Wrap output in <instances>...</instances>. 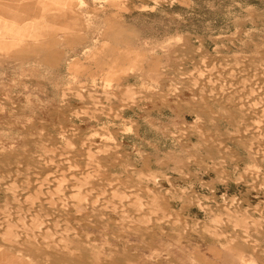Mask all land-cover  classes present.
<instances>
[{"label": "rangeland", "instance_id": "374dc122", "mask_svg": "<svg viewBox=\"0 0 264 264\" xmlns=\"http://www.w3.org/2000/svg\"><path fill=\"white\" fill-rule=\"evenodd\" d=\"M83 3L0 0V264H261L212 206L258 163L264 0Z\"/></svg>", "mask_w": 264, "mask_h": 264}, {"label": "built area", "instance_id": "2783aa9c", "mask_svg": "<svg viewBox=\"0 0 264 264\" xmlns=\"http://www.w3.org/2000/svg\"><path fill=\"white\" fill-rule=\"evenodd\" d=\"M252 133L256 140L255 144H253V151L254 154L257 152L258 163L239 168L233 167L228 170V176L236 179V181H232L236 192H224L216 196L212 210H216V213L221 210L229 213L243 210V207L250 208L254 214L262 219L261 223L264 224V125H254ZM262 227L264 230V225ZM253 230L254 227H250L246 231H243L242 237L251 244L253 243L252 240L256 239ZM252 234L254 235L253 239H251Z\"/></svg>", "mask_w": 264, "mask_h": 264}, {"label": "bare ground", "instance_id": "6f19581e", "mask_svg": "<svg viewBox=\"0 0 264 264\" xmlns=\"http://www.w3.org/2000/svg\"><path fill=\"white\" fill-rule=\"evenodd\" d=\"M106 1V0H105ZM3 2V1H2ZM199 66V65H198ZM228 72V71H227ZM248 75V74H247ZM236 76V75H235ZM259 77H262V76H260L259 75ZM264 78V77H263ZM251 79V78H250ZM259 79V78H258ZM257 79V80H258ZM254 80V79H253ZM260 81V80H259ZM262 81V80H261ZM145 87V86H144ZM138 90V89H137ZM148 90V89H147ZM139 91V90H138ZM108 92V91H107ZM264 94V93H263ZM101 95V94H100ZM122 95V94H121ZM121 98V97H120ZM124 98V97H123ZM135 98H137V97H135ZM108 99H110V98H108ZM129 99V98H128ZM107 100V99H106ZM124 100V99H123ZM94 101V100H93ZM130 101V100H129ZM132 101V100H131ZM246 101V100H245ZM206 102V101H205ZM243 103V102H242ZM261 104V103H260ZM135 105V104H134ZM261 106V105H260ZM93 107V106H92ZM121 107V106H120ZM262 107V106H261ZM114 109V108H113ZM116 109H117V107H116ZM88 110V109H87ZM83 111V110H82ZM119 111V110H118ZM117 111V112H118ZM264 110H262V112H263ZM72 112H74V111H72ZM86 112V111H85ZM84 112V113H85ZM90 112V111H89ZM120 112V111H119ZM258 112V111H257ZM256 113V112H255ZM52 115V114H51ZM86 115H88V114H86ZM92 115V114H91ZM94 116V115H93ZM113 116H115V114H113ZM257 123V122H256ZM264 124V123H263ZM185 126V125H184ZM54 128V127H53ZM99 132V131H98ZM102 133V132H101ZM252 133V132H251ZM95 134H96V132H95ZM93 135V134H92ZM174 135V134H173ZM241 135V134H240ZM62 137V136H61ZM91 137V136H90ZM89 137V138H90ZM97 137H99V136H97ZM102 137V136H101ZM103 137H105L104 135H103ZM107 137H110V136H107ZM32 138V137H31ZM88 138V137H87ZM92 138V137H91ZM93 138H95V137H93ZM99 140V139H98ZM103 140V139H102ZM106 141V140H105ZM51 142V141H50ZM67 142V141H66ZM75 143V142H74ZM54 145V144H53ZM71 145V144H70ZM86 145V144H85ZM104 145V144H103ZM253 145V144H252ZM57 146V145H56ZM55 147V146H54ZM81 147V146H80ZM103 147V146H102ZM109 147V146H108ZM253 147V146H252ZM81 148H83V147H81ZM107 148V147H106ZM105 148V149H106ZM68 149V148H67ZM71 149V148H70ZM84 149V148H83ZM91 149H93V148H91ZM118 149V148H117ZM25 150V149H24ZM64 150V149H63ZM90 150V149H89ZM94 150V149H93ZM83 151V150H82ZM61 152V151H60ZM81 152V151H80ZM92 152V151H91ZM63 153H64V151H63ZM62 153V154H63ZM84 153V152H83ZM93 153V152H92ZM101 153V152H100ZM106 153V152H105ZM61 154V155H62ZM89 154H91L90 152H89ZM96 155H98V154H96ZM33 156V155H32ZM80 156V155H79ZM121 156V155H120ZM88 157V156H87ZM19 158V157H18ZM257 158H258V156H257ZM40 159V158H39ZM256 159V158H255ZM58 160H60V159H58ZM88 161V160H87ZM106 161V160H105ZM90 162V161H89ZM98 162V161H97ZM258 162V161H257ZM48 163V162H47ZM60 163V162H59ZM29 164V163H28ZM39 164V163H38ZM73 164V163H72ZM95 165V164H94ZM21 166V165H20ZM74 166V165H73ZM97 166V165H96ZM43 167V166H42ZM95 167V166H94ZM46 169V168H45ZM48 169V168H47ZM47 169H46V171H47ZM63 169V168H62ZM96 169V168H95ZM105 169V168H104ZM74 171V170H73ZM84 171V170H83ZM94 171V170H93ZM142 171V170H141ZM87 172V171H86ZM37 173V172H36ZM52 173V172H51ZM80 173V172H79ZM95 173V172H94ZM16 174H17V172H16ZM73 174V173H72ZM77 174V173H76ZM82 174H83V172H82ZM87 174V173H86ZM90 174V173H89ZM39 175V174H38ZM55 175V174H54ZM84 176L83 177H85V174H83ZM95 175V174H94ZM47 176V175H46ZM72 176V175H71ZM78 176V175H77ZM65 177V176H64ZM95 177V176H94ZM34 178V177H33ZM71 178V177H70ZM154 178V177H153ZM21 179V178H20ZM168 179V178H167ZM30 180V179H29ZM41 180V179H40ZM39 179H38V181H40ZM57 180V179H56ZM73 180V179H72ZM24 181V180H23ZM43 181V180H42ZM19 182V181H18ZM73 183H74V181H72ZM77 182V181H76ZM75 182V183H76ZM86 182V181H85ZM4 183H6V182H4ZM40 183V182H39ZM71 183V182H70ZM72 183V184H73ZM74 183V184H75ZM16 184V183H15ZM77 184V183H76ZM155 184V183H154ZM80 185H81V183H80ZM112 185H114V184H112ZM8 186V185H7ZM41 186V185H40ZM61 186V185H60ZM72 186V185H71ZM77 186H79V184L77 185ZM159 186V185H158ZM157 186V187H158ZM59 187V185L57 186V188ZM74 188H72V189H75V185L73 186ZM53 188V187H52ZM100 188V187H99ZM28 189H29V187H28ZM105 189V188H104ZM149 189V188H148ZM172 189V188H171ZM174 189V188H173ZM47 190H48V188H47ZM55 190V189H54ZM71 191V190H70ZM73 191H76V190H73ZM73 191H71V193L73 192ZM78 191V190H77ZM41 192V191H40ZM90 192V191H89ZM109 192V191H108ZM107 192V193H108ZM23 193V192H22ZM73 193H75L76 194V192H73ZM73 193H72V195H73ZM80 193V192H79ZM145 193V192H144ZM30 194V193H29ZM28 194V195H29ZM152 194V193H151ZM36 195V194H35ZM61 195V194H60ZM72 195H70V196H72ZM132 195V194H131ZM166 195V194H165ZM40 196V195H39ZM80 196V195H79ZM30 197V196H29ZM113 197V196H112ZM27 198V197H26ZM37 198V197H36ZM52 198V197H51ZM125 198V197H124ZM138 198V197H137ZM150 198V197H149ZM165 198V197H164ZM24 199V198H23ZM32 199V198H31ZM38 199V198H37ZM49 199H50V197H49ZM61 199V198H60ZM62 199H64V198H62ZM73 199H74V197H73ZM86 199V198H85ZM69 200H70V198H69ZM97 200V199H96ZM117 200V199H116ZM55 201V200H54ZM54 201H52V202H54ZM58 201H59V199H58ZM79 201H81V200H79ZM126 201V200H125ZM141 201V200H140ZM147 201H148V199H147ZM163 201V200H162ZM214 201V200H213ZM46 202V201H45ZM50 202V201H49ZM60 202H61V200H60ZM59 202V203H60ZM70 202V201H69ZM72 202V201H71ZM145 202V201H144ZM28 203V202H27ZM48 203V202H47ZM73 203V202H72ZM97 203V202H96ZM105 203V202H104ZM5 204V203H4ZM9 204V203H8ZM49 204V203H48ZM101 204H102V202H101ZM131 204V203H130ZM148 204V203H147ZM154 204V203H153ZM191 204V203H190ZM11 205V204H10ZM44 205V204H43ZM70 205V204H69ZM73 205V204H72ZM134 205H135V203H134ZM151 205V204H150ZM22 206V205H21ZM78 206V205H77ZM123 206V205H122ZM79 207H80V205H79ZM85 207V206H84ZM11 208V207H10ZM21 208V207H20ZM67 208V207H66ZM71 208H74V207H71ZM75 208H77V207H75ZM86 208V207H85ZM125 208V207H124ZM140 208V207H139ZM148 209V208H147ZM9 210V209H8ZM22 210H23V208H22ZM117 210V209H116ZM135 210V209H134ZM141 210V209H140ZM164 210V209H163ZM21 211V210H20ZM36 211V210H35ZM87 211V210H86ZM226 211V210H225ZM31 212V211H30ZM105 212V211H104ZM141 212V211H140ZM11 213V212H10ZM25 213V212H24ZM103 213V212H102ZM101 213V214H102ZM120 214H121V212H119ZM223 213H224V211H223ZM78 214V213H77ZM116 214H118V213H116ZM180 214V213H179ZM27 215V214H26ZM30 215V214H29ZM80 215V214H79ZM157 215V214H156ZM13 217H14V215H12ZM12 216L10 217L11 219H13L12 218ZM25 216V215H24ZM23 216V217H24ZM31 216V215H30ZM124 216H126V215H124ZM123 216V217H124ZM128 216V215H127ZM29 217V216H28ZM33 217V216H32ZM120 217H121V215H120ZM10 218H8V220H7V222L6 223H8V221H10L9 219ZM20 218V217H19ZM25 218H27L26 216H25ZM24 218V219H25ZM53 218V217H52ZM128 218V217H127ZM226 218H231L230 220L232 221V218H234V221L235 220H237V221H240V222H242L243 224H242V226L243 227H246L247 229L250 227V226H255L254 225V223H255V221H257L256 220V218H253L252 216H249V215H247V212L246 213H244L242 210H236L235 212H225L224 213V219L225 220H227ZM6 216L4 217V215H3V217H1V219H0V221H2V222H0V229H2L3 231H4V228H6L5 229V232H9L10 230L9 229H7L9 226H10V224H9V226H7L6 224H5V222L3 223V221H6ZM21 219V218H20ZM31 219H33V218H31ZM50 219V218H49ZM121 219V218H120ZM122 219H124V218H122ZM130 219V218H129ZM135 219V218H134ZM219 219V218H218ZM29 220V219H28ZM45 220H47L46 218L44 219V221ZM149 220V219H148ZM147 220V221H148ZM153 220V219H152ZM13 221H16V220H12V222ZM20 221V220H19ZM26 221V220H25ZM49 221V220H48ZM55 222H56V220H54ZM63 221V220H62ZM78 221V220H77ZM122 221V220H121ZM156 221V220H155ZM213 221V220H212ZM236 221V222H237ZM17 222V221H16ZM31 222V221H30ZM76 222V221H75ZM160 222V221H159ZM228 222V221H227ZM239 222V223H240ZM258 222V221H257ZM15 223V222H14ZM13 223V225L15 226V224ZM23 223V225H24V222H22ZM27 223H28V221H27ZM32 223V222H31ZM48 223V222H47ZM63 223V222H62ZM214 223V222H213ZM239 223H238V226H240L239 225ZM20 224V223H19ZM38 224V223H37ZM108 224V223H107ZM134 224V223H133ZM235 224V223H234ZM25 225H27V224H25ZM36 225V224H35ZM49 225V224H48ZM68 225V224H67ZM150 225V224H149ZM236 225H237V223H236ZM235 225V226H236ZM264 225V224H263ZM12 226V225H11ZM11 226H10V229H11ZM41 226V225H40ZM46 226V229H47V225H45ZM52 226H54V225H52ZM63 226H64V223H63ZM62 226V227H63ZM121 226H123V225H121ZM257 226V225H256ZM17 227V226H16ZM27 227V226H26ZM28 227H30V226H28ZM44 227V226H43ZM58 226H56V228H57ZM67 227V226H66ZM234 227V226H233ZM258 227H260V226H258ZM13 228H15V227H13ZM19 227H17L16 229H18ZM22 228V227H21ZM54 228V227H53ZM55 228V229H56ZM239 228V227H238ZM246 228H243V229H245V230H247ZM35 229V228H34ZM36 229H37V227H36ZM35 229V230H36ZM38 229H40V227L38 228ZM42 229V228H41ZM43 229H45V227L43 228ZM59 229V228H58ZM140 229V228H139ZM15 230V229H14ZM34 230V231H35ZM51 230V229H50ZM54 230V229H53ZM141 230V229H140ZM241 230V229H240ZM244 230V231H245ZM23 231V230H22ZM25 231H26V229H25ZM41 231V230H40ZM44 231H46V230H44ZM49 231V230H48ZM47 231V233L49 234V232ZM72 231V230H71ZM145 231V230H144ZM214 231V230H213ZM241 231H243V230H241ZM36 233H37V231H35ZM55 232V231H54ZM68 232V231H67ZM66 232V233H67ZM10 233H11V231H10ZM12 233H13V231H12ZM24 233V232H23ZM28 232L26 231V233H24L25 234V236H26V234H27ZM35 233V234H36ZM53 233V232H52ZM65 233V234H66ZM69 233V232H68ZM197 233V232H196ZM15 234V233H14ZM59 234V233H58ZM64 234V235H65ZM2 235V234H1ZM6 235H7V233H6ZM34 235V234H33ZM32 235V236H33ZM43 235V234H42ZM47 235V234H46ZM147 235V234H146ZM24 236V235H23ZM35 236V235H34ZM33 236V237H34ZM36 236H38V234L36 235ZM36 236H35V240H36ZM27 237V236H26ZM33 237H32V240H33ZM40 237V236H39ZM63 237L64 236H62V239H63ZM42 238H44V237H42ZM56 238H58V237H56ZM26 239V238H25ZM67 239V238H66ZM34 240V241H35ZM45 240V239H44ZM2 241V240H1ZM39 241V240H38ZM61 241V240H60ZM36 242H37V240H36ZM43 242H45V241H43ZM55 242V241H54ZM63 242V241H62ZM39 244V243H38ZM50 244V243H49ZM87 246V245H86ZM222 246V245H221ZM60 247V246H59ZM65 247V246H64ZM223 247V246H222ZM87 248V247H86ZM62 250V249H61ZM66 254H68V253H66ZM240 256H241V254H240ZM240 260V259H239ZM261 260V259H260Z\"/></svg>", "mask_w": 264, "mask_h": 264}, {"label": "snow or ice", "instance_id": "6c2138e0", "mask_svg": "<svg viewBox=\"0 0 264 264\" xmlns=\"http://www.w3.org/2000/svg\"><path fill=\"white\" fill-rule=\"evenodd\" d=\"M81 7H86V5L83 3V0H81ZM252 264H254V262H252ZM261 264H264V261H262Z\"/></svg>", "mask_w": 264, "mask_h": 264}]
</instances>
